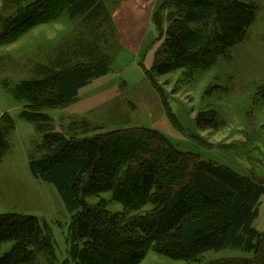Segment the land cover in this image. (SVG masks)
I'll return each instance as SVG.
<instances>
[{
    "label": "trees",
    "instance_id": "obj_1",
    "mask_svg": "<svg viewBox=\"0 0 264 264\" xmlns=\"http://www.w3.org/2000/svg\"><path fill=\"white\" fill-rule=\"evenodd\" d=\"M17 1L22 5L2 22L0 42L62 12L70 19L82 17L85 34L67 50H59L49 65L40 66L37 77L11 91L25 104L21 117L44 132L29 171L54 187L71 215L65 239L68 256L57 262L45 221L6 213L0 214V251L6 247L0 264H37L39 254L50 264H140L151 249L185 264H201L204 255L222 251H241L252 258L214 264H264V231L252 226L264 196L263 183L181 152L164 136L144 128L88 136L89 128H100L82 120L77 124L83 129L80 137L51 131V119L40 111L74 103L80 89L107 75L110 59L100 43L108 40L97 31L111 22L110 16L101 0ZM170 17L153 64L158 75L209 69L244 41L255 7L244 0H174ZM260 97L264 101V88ZM212 117L199 116L196 125L214 128ZM8 130L0 127V162L8 148ZM106 193L121 204V214L107 212L103 200L88 202Z\"/></svg>",
    "mask_w": 264,
    "mask_h": 264
},
{
    "label": "rangeland",
    "instance_id": "obj_2",
    "mask_svg": "<svg viewBox=\"0 0 264 264\" xmlns=\"http://www.w3.org/2000/svg\"><path fill=\"white\" fill-rule=\"evenodd\" d=\"M173 1L101 0L111 21L97 31L108 40L100 43L110 59L107 75L82 88L74 103L40 113L51 119V131L65 136L80 137L82 120L91 128H100H89L88 136L122 129L152 130L181 152L264 184V101L260 97L264 88V0H244L255 7L254 21L244 41L217 58L209 69H179L158 75L153 64L171 25ZM20 5L17 0H0V34L2 22ZM155 11L156 25L152 21ZM115 12L117 21L113 20ZM82 22V17L70 19L62 12L50 22L0 42V127L9 129L5 138L8 148L0 162V214H22L45 221L58 263L68 256L65 239L71 215L54 187L35 179L29 171L30 157L44 132L21 117L25 104L15 100L11 91L37 77L40 66L49 65L59 50H67L75 38L85 34ZM191 28L201 30L200 25ZM143 35L146 40L138 53ZM210 115L214 128L196 125L199 116ZM99 200L105 202L107 212L122 213L121 204L112 201L109 193L88 202L96 204ZM252 226L264 231V196ZM233 258L252 255L241 251L208 253L201 264ZM37 264L50 263L39 254ZM140 264L185 263L151 249Z\"/></svg>",
    "mask_w": 264,
    "mask_h": 264
},
{
    "label": "crops",
    "instance_id": "obj_3",
    "mask_svg": "<svg viewBox=\"0 0 264 264\" xmlns=\"http://www.w3.org/2000/svg\"><path fill=\"white\" fill-rule=\"evenodd\" d=\"M117 12H115V13H113V20L114 21H117V19H116V17H114L115 15H118V14H116ZM121 37L123 38V36L121 35ZM123 40V39H122ZM145 37H144V35H143V37H142V40L140 41V49H139V51H138V53L141 51V49L143 48L142 46H144V43H145ZM81 90V89H80ZM80 90H79V92H80ZM79 92H78V95H79Z\"/></svg>",
    "mask_w": 264,
    "mask_h": 264
}]
</instances>
